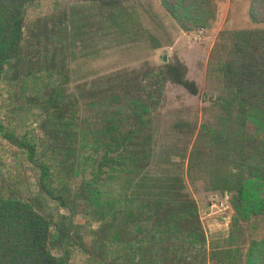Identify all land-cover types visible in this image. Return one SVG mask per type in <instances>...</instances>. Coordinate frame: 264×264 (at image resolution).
<instances>
[{
  "label": "trees",
  "instance_id": "trees-1",
  "mask_svg": "<svg viewBox=\"0 0 264 264\" xmlns=\"http://www.w3.org/2000/svg\"><path fill=\"white\" fill-rule=\"evenodd\" d=\"M83 1L98 6V17L88 11L81 22L62 11L31 23L41 0H0V89L12 70L48 112L43 138L20 137L0 119V137L23 149L40 174L36 195L21 196L18 184L0 194V264H75L79 255L88 264H264V238L245 255L231 244L235 230L223 243L209 242L184 177L154 170L167 85L201 95L182 61L83 74L67 92L79 73L69 65L77 48L85 61L98 53L100 32L145 37L124 0ZM160 1L184 32L208 28L218 16L217 0ZM250 17L264 24V0H253ZM207 80L202 96L213 116L201 125L191 159L214 160L235 229L264 215V28L221 31ZM79 216L86 222L77 223Z\"/></svg>",
  "mask_w": 264,
  "mask_h": 264
},
{
  "label": "rangeland",
  "instance_id": "rangeland-1",
  "mask_svg": "<svg viewBox=\"0 0 264 264\" xmlns=\"http://www.w3.org/2000/svg\"><path fill=\"white\" fill-rule=\"evenodd\" d=\"M253 0H217L219 11L216 20L205 29L184 32L163 8L160 0H124L126 5L143 26L144 38L130 39L100 32L96 36L98 53L83 61L80 49L70 60L72 70H79L72 76L68 93L75 90L83 74L95 78L120 70L141 68L145 63L154 67L166 61L180 60L188 67L189 79L195 81L201 90L200 96H193L183 87L168 84L164 103L157 116L158 133L155 147V172H175L184 177L186 190L197 201L201 219L209 242L227 241L234 232L232 246L245 255L253 241L264 238V215L254 216L248 222L242 221L233 227L234 210L228 195L216 189L218 185L212 175L215 164L210 157L203 163L191 159V152L197 141L201 125L212 119V103L205 102L202 93L207 89V68L210 56L221 31L264 28V24L253 22L250 8ZM66 11L76 13V19L88 14L91 18L100 11L98 6L83 0H41L39 8L30 12L28 21L33 23L54 13ZM74 15V14H73ZM95 20V19H94ZM82 22V20H81ZM89 23H91L89 21ZM94 26V25H93ZM94 30H97L94 27ZM140 31L139 29L136 32ZM103 34V35H102ZM159 46H156V45ZM78 68V69H77ZM83 69L84 71L80 72ZM12 71V70H11ZM9 72L0 89V119L4 124L23 137L26 134L43 138L48 119L42 104L34 98L35 89L26 85L23 77ZM52 109L49 110V114ZM39 170L33 165L27 153L0 137V194H8L18 184L21 196L29 198L38 192ZM225 203V206H222ZM50 207L55 204L50 202ZM84 216L76 218L85 223ZM97 227V224H95ZM245 260V258L243 259ZM245 262V261H244ZM243 262V263H244ZM75 264H88L87 257L79 255ZM209 264H216L210 262Z\"/></svg>",
  "mask_w": 264,
  "mask_h": 264
},
{
  "label": "built area",
  "instance_id": "built-area-1",
  "mask_svg": "<svg viewBox=\"0 0 264 264\" xmlns=\"http://www.w3.org/2000/svg\"><path fill=\"white\" fill-rule=\"evenodd\" d=\"M229 197V196H228ZM222 206L224 207L225 206V203H222Z\"/></svg>",
  "mask_w": 264,
  "mask_h": 264
}]
</instances>
